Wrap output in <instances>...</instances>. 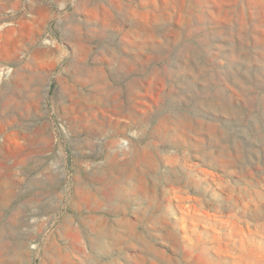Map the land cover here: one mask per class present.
I'll use <instances>...</instances> for the list:
<instances>
[{
    "label": "rangeland",
    "instance_id": "374dc122",
    "mask_svg": "<svg viewBox=\"0 0 264 264\" xmlns=\"http://www.w3.org/2000/svg\"><path fill=\"white\" fill-rule=\"evenodd\" d=\"M0 264H264V0H0Z\"/></svg>",
    "mask_w": 264,
    "mask_h": 264
}]
</instances>
